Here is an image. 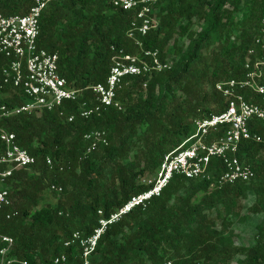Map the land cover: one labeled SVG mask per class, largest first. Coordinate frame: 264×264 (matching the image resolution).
<instances>
[{"label":"trees","instance_id":"trees-1","mask_svg":"<svg viewBox=\"0 0 264 264\" xmlns=\"http://www.w3.org/2000/svg\"><path fill=\"white\" fill-rule=\"evenodd\" d=\"M33 4L0 0V12L24 15ZM155 7L157 26L143 38V48L158 49L162 60L172 57V67L128 78L117 94L122 109L110 107L88 118L80 116V108L94 101L91 86L106 81L111 46L140 53L127 37L134 13L112 0H56L43 10L39 46L59 55L60 74L79 95L54 110L0 118V128L14 133L36 158L5 183L19 212L0 221L1 233L14 240L10 256L52 264L74 231L93 232L99 210L109 216L150 187L141 178L156 173L164 156L194 133V120L224 108L216 84L244 76L251 47L252 61L264 62L255 44L264 40V0H159ZM7 62L0 55V68ZM21 102L17 89L0 88V108ZM253 126L262 130L260 123ZM93 130H104L109 143L86 153L84 135ZM238 157L252 165L250 181L217 185L224 170L219 160L212 161L210 178L175 175L146 209L136 208L109 227L92 264H228L239 254L244 256L239 264H264V224L248 247L234 246L230 230L248 191L258 198L252 211H264V143L243 141ZM53 184L63 188L56 206L44 202Z\"/></svg>","mask_w":264,"mask_h":264},{"label":"built area","instance_id":"built-area-1","mask_svg":"<svg viewBox=\"0 0 264 264\" xmlns=\"http://www.w3.org/2000/svg\"><path fill=\"white\" fill-rule=\"evenodd\" d=\"M56 0H34L28 13L3 15L0 12V55L8 62L0 68V88L12 86L22 98L20 104L12 107L2 106L0 118L35 113L43 110L60 108L65 101H75L79 91L68 87L65 77L60 74L59 55L39 46L40 18L47 5ZM159 0H112L113 5L124 11L133 12L127 32L140 53H131L125 47L111 46L112 66L104 83L91 86L94 101L82 103L80 116L88 118L103 110L113 107L122 109L118 91L127 83L128 78L152 75L169 70L170 60H162L158 49H144L143 38L157 26L155 6ZM264 33V15L261 19ZM255 44L264 52L263 38H257ZM255 49L251 47L245 62V74L240 78H231L216 84V89L224 97V108L203 118L194 120V133L185 138L179 146L168 152L153 178L143 179L150 187L133 195L117 211L106 216L98 211V224L89 235L74 231L63 244V250L53 259L52 264H92L97 248L109 227L119 222L124 215L136 208L146 209L154 197L161 195L175 175L188 179L210 178V167L214 160L223 164V172L217 179V185L248 182L255 177L252 165L238 157L243 141L264 143V62L252 61ZM247 94L258 96L261 101L247 98ZM74 116L68 117L73 121ZM257 122L262 130L255 129ZM0 221L10 220L19 214L13 208L11 192L5 187L6 180L13 172L33 165L36 158L17 143L16 135L0 128ZM88 143L86 153L100 146L108 145L104 130H93L84 135ZM49 167L53 160L46 158ZM62 170L63 167H60ZM54 192H62L59 185H51ZM0 242L5 245L0 249V264H28L10 256L14 240L1 233ZM163 264H173L166 260Z\"/></svg>","mask_w":264,"mask_h":264},{"label":"rangeland","instance_id":"rangeland-1","mask_svg":"<svg viewBox=\"0 0 264 264\" xmlns=\"http://www.w3.org/2000/svg\"><path fill=\"white\" fill-rule=\"evenodd\" d=\"M237 16L238 18H241L240 14H237ZM196 28L199 29L198 26ZM169 60L171 63L173 62L172 57H169ZM211 107L215 108L213 104H211ZM154 175L155 173L147 174L141 178V181H143V179L153 178ZM62 199V194H55L53 190L49 189L45 194L44 202L49 205L56 206L58 202ZM257 200L258 198L254 191H248L246 197L241 199L239 203L241 206L240 214L235 217H232V225L230 226V230L233 232L232 240L234 246L248 247L254 244L256 235L258 233V228L260 225L264 224V211L259 213H254L252 211V207L257 203ZM243 258L244 256L239 254L233 257L228 264H239V261Z\"/></svg>","mask_w":264,"mask_h":264}]
</instances>
